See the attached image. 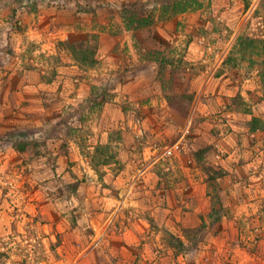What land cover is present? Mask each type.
I'll use <instances>...</instances> for the list:
<instances>
[{
	"label": "rangeland",
	"instance_id": "rangeland-1",
	"mask_svg": "<svg viewBox=\"0 0 264 264\" xmlns=\"http://www.w3.org/2000/svg\"><path fill=\"white\" fill-rule=\"evenodd\" d=\"M172 1L0 0V264H264L263 0Z\"/></svg>",
	"mask_w": 264,
	"mask_h": 264
},
{
	"label": "trees",
	"instance_id": "trees-1",
	"mask_svg": "<svg viewBox=\"0 0 264 264\" xmlns=\"http://www.w3.org/2000/svg\"><path fill=\"white\" fill-rule=\"evenodd\" d=\"M198 4H199V0H175L174 2L172 1L170 5H168L169 9L171 10L169 14L171 15L173 13L187 11L189 9L196 7ZM34 5L36 6L35 2H34ZM261 6H264V0L261 2ZM139 21L141 23L139 22L138 24H142V25L148 24V22L145 23L146 20L144 18H140ZM247 48H250V49L259 48V50H261V54L259 55L262 56L263 58L264 56V37L263 38H253V37H250L244 34L239 35L236 39L234 46L232 47V49L229 51V54L225 58L224 62L228 61L232 57V55L236 53V51L242 52V51L247 50ZM261 74L264 75V71Z\"/></svg>",
	"mask_w": 264,
	"mask_h": 264
},
{
	"label": "built area",
	"instance_id": "built-area-1",
	"mask_svg": "<svg viewBox=\"0 0 264 264\" xmlns=\"http://www.w3.org/2000/svg\"><path fill=\"white\" fill-rule=\"evenodd\" d=\"M171 152H172V150H171L170 148H167V149L165 150L164 154L168 155V154H170Z\"/></svg>",
	"mask_w": 264,
	"mask_h": 264
}]
</instances>
